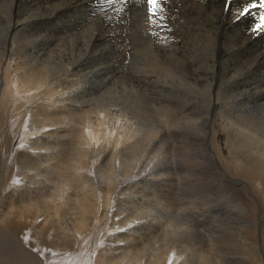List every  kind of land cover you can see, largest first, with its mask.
Listing matches in <instances>:
<instances>
[{"label": "bare ground", "instance_id": "obj_1", "mask_svg": "<svg viewBox=\"0 0 264 264\" xmlns=\"http://www.w3.org/2000/svg\"><path fill=\"white\" fill-rule=\"evenodd\" d=\"M26 1L25 14L20 12L14 16L15 0H0V188L5 187V190L9 189L13 194L7 201L0 202V237L16 239L15 244H19L18 247L13 246L10 251H0V264H69V262L70 264H81V260L70 258L67 254L65 258L59 260L52 258L59 253V249H64V253L69 249L72 250L77 237H89L94 229L103 223L110 224L111 235L106 234L107 236L104 237L106 245L101 247L99 257L88 261L87 264H167L170 259L166 260V252L173 250L174 242L179 243V240L162 242L160 246L155 243L157 246L153 247L154 249L152 248L149 254H146L144 250L143 253L146 255L135 258L134 251L139 248L144 236L139 231L150 229L149 227L154 231L158 227L141 226L139 223L129 222L128 217L126 219L123 217L115 223L114 218L121 217L126 212V209L120 207V211L116 208L117 211L113 213L112 220L109 214L112 199H115L118 206L119 201L122 200L120 196L126 194L125 192L128 191L126 187L129 185L138 190L142 189L140 184L144 183L147 188L151 187L155 195L157 188L165 187L164 178L166 177H158L163 172L160 167L162 168L164 164H158L156 157L175 156L176 153L187 155L186 181L192 184L191 188L209 186L211 188L218 184L223 188L237 189L234 190L235 193L248 204L253 218L256 214L252 225L258 230V236L261 239L259 249L257 247L261 250V254L258 257L255 252L256 248L251 249L255 254L252 262L253 264H264V84L258 81L259 78L251 83L241 71V74L236 72L230 78L226 76L217 81L219 75L217 66H219L221 56L218 57V61L213 62L211 67L206 60V58L213 59L217 49L220 53L225 51L226 56L228 50L232 49V52L239 53L243 48L247 49L250 38L231 44V48H227V51L224 47V49L220 47L221 43L217 42L216 45L214 43L217 30L215 26H225L231 32L226 30L224 34H233V30L242 25L241 20L236 21L237 17H249L258 13L257 11L262 12L264 0H253L254 2L250 4L251 8L244 9L247 13L245 15H241V12L238 14V10L235 11L237 14L234 13L230 7L231 2L211 0L214 11L223 14L220 20L211 24L205 23L204 20L210 17L211 7L208 12L204 10L206 7L204 2H195L198 3L200 9L196 12L194 23L192 21L194 24L193 37L187 39L193 46H196L187 51V65H190L193 76H190V69L187 65V70L186 66L181 69L177 65L172 59L174 53L169 48L164 50L163 47L166 45L163 44L161 50L164 51H159V49L152 52L151 70L134 69L135 72H133L131 68H127L130 77L127 76L126 71L121 72L117 69L119 61L125 55H116L115 61L108 58L105 61L102 56H97L99 46L96 44L91 48L92 52H89L88 48L91 47L93 34H88V36L85 33L91 32L96 25L93 20L85 23L88 25L92 22L87 29L82 28L83 32L80 30L83 24L76 28L73 26L71 29H68V26L65 27V34L59 36L58 40L44 35V30L39 28L33 40L30 32L35 30L36 24L40 25L45 22L47 16L45 18L46 13L42 11L49 9L48 5L47 7L42 6L38 3L39 1ZM85 4L79 0L56 3L55 7L50 6V10L55 11L49 14L58 16L59 12L63 11L71 17V14H78ZM4 6H6V14L3 13ZM137 11L135 10L136 13ZM50 17L53 18V16ZM257 17L260 16H256V19ZM143 19L146 21V18ZM260 19L264 22L261 17ZM137 21L136 24H138ZM74 29L80 31L75 32ZM164 32H166L165 29ZM160 34L163 33L160 32ZM160 36L158 37L161 38ZM86 38L87 40H84ZM55 41L64 43L60 46L62 50H55L58 47L53 48ZM67 43L77 44L80 54H77V58L74 56L76 59H71L70 56L74 55L71 54L72 51L70 54L66 53L69 52L64 48ZM122 44L120 43L121 46ZM135 44L137 43L134 42L132 45ZM149 45L152 44L148 43L147 46ZM84 48L86 51L82 52ZM246 49L242 50L241 55L251 50V48ZM125 50L124 52L127 53ZM146 51L150 52V50ZM113 52L110 53L113 54ZM138 52L139 50L137 54ZM263 52L259 51L261 54ZM224 53L223 56H225ZM263 55L259 58L255 57L259 60L257 59L256 63H250L252 68L263 60ZM65 58L68 59L67 63H65ZM220 62L219 64H222ZM238 62L241 63V61ZM114 71L118 73L114 74ZM182 72L190 78L189 76L183 77ZM142 73L145 74L143 78L134 76ZM215 82L216 86L219 84L217 87H215ZM234 84H238V91L234 88ZM151 87H154L152 95H159L157 98L151 95V90L148 89ZM248 93L250 96L254 95V99L248 97ZM148 111L150 115L147 114ZM147 115L150 116V120L152 119L150 122L153 124H144L148 121ZM140 117L142 120L139 122ZM228 119H233L235 123L231 129L228 127L229 124L227 125ZM49 127L54 128L46 130ZM171 135L179 138H177L180 140L178 144L177 141L170 140ZM46 150L49 153L43 154L42 152ZM6 153L9 154L6 160L12 159L21 168L26 164H31V167L42 166L39 160L44 161V158L58 159L56 164L58 175H55L56 178L59 176L58 184L66 182L71 186L75 193L73 191L70 195L76 199L65 200L61 196L63 200L60 203L49 204L48 208H40L37 204L30 202L29 197L25 198L22 194L15 196L16 194L13 193L15 183L12 186L7 184L8 180H12L13 172L10 171L11 164H8L10 161L7 162L2 157ZM91 160H93L91 168L85 171ZM135 171H138L139 175H134ZM147 172H149L148 175L142 176ZM86 173L88 178L90 176V182L88 178L83 181ZM108 174L112 175L108 176ZM63 192L65 193V190ZM51 205H55L52 210ZM43 216L44 220L38 223V219ZM137 217H140L139 213ZM62 220L67 223L66 226L71 228V232L64 231L63 226L60 229L59 225ZM215 233L219 235L214 240L210 239L209 246H216V249H220L218 254L220 264L236 263L234 255L239 250L235 244L236 237L225 230ZM198 234H201L198 240L204 241L202 231ZM69 237L73 238L72 243L68 241ZM192 237L187 231V239H190L191 243ZM20 247L25 249V253L18 250ZM46 247H48L47 251H45ZM67 247H69L68 251H65ZM175 254L172 264H193L191 259H183L182 253L176 252ZM204 254L199 253L197 264H211V258H206Z\"/></svg>", "mask_w": 264, "mask_h": 264}, {"label": "rangeland", "instance_id": "obj_2", "mask_svg": "<svg viewBox=\"0 0 264 264\" xmlns=\"http://www.w3.org/2000/svg\"><path fill=\"white\" fill-rule=\"evenodd\" d=\"M52 1L53 0H43V1L42 0H36V2H38L42 6L48 5V7L47 6L46 7L49 10L45 11L43 9L44 11H42V12L44 14L46 13V15L44 17L46 18V16H47V18H46L44 23H42L40 25L36 24L37 27L35 26V30L30 32V35H32V39L34 40L36 38L35 37L37 35L36 31H37V29L41 28V30L42 29L44 30V33H45L44 35H47L49 37H54L56 40H58L59 36L65 34V32H64L65 27L68 26L67 28L71 29V28H73V26L76 28L77 26L83 24V26L80 29L81 32H83L85 29L90 27L92 24V22H90V24H88L90 26H88L85 23L89 20H91V21L93 20L96 22V25L93 28L95 30L92 29L91 32H94V33H91V32L85 33L86 35L93 34V41L91 42V47L89 46V48H88L89 52H92L91 48L96 44L97 46H99V54H97V56H100V57L102 56L103 58H105V61L107 58L112 59V61H115L117 58L116 55H122V56L125 55V57H123V59H121L119 61L120 64L118 63L117 69L121 72L126 71L125 73L127 74L128 77H130L131 75L128 74L129 72H127V68H131V70L133 72H135V70H137V69L150 71L152 68L150 66V63L152 60V52H154V51L156 52L159 49H160L159 51H164V50H168V48H169V50H171L174 53V56L172 57V59L175 60V62L177 63V65L181 69H183L187 65V51L189 48L196 47V46H193L187 40L188 38L193 37L192 29H193L194 24H192V21L195 20L196 12H197V10L200 9L198 6V3H195V2H197V1L204 2L206 4V7L204 8V10L205 11L207 10L208 12H209L210 7H211L210 17L208 18V20L204 19L205 23L207 22V24L217 22V20H220V18H221L220 16L223 15L221 13L214 11L213 5L210 3L211 0H169V3L167 4V6L165 8V12L163 14L164 18L160 19L159 17H157V18H155V20H156L155 23H149L147 20L148 5L146 3V0H127L126 3H125V0H114V2H112V3H109L108 0H95V1L94 0H79V2H83L86 4H85V6H83L82 9L79 10L78 14H71V17H69L70 14L68 15V14H65L63 11H60L59 15L55 16V14L51 15L55 10L52 12V10H50L51 9L50 6L55 7L56 5H54V4H56V3L71 2L72 0H54L53 2ZM77 1L78 0H73V2H77ZM99 1H100V3H99ZM226 1L228 3V0H226ZM254 1H256V0H254ZM254 1L253 0H237V1L231 0L230 7L234 13L237 14V12H238V14H239L242 11V8H243V10L251 8L250 4H252V2H254ZM247 2H249V3H247ZM25 3H27L26 0H20V1L15 0V4H14V8H13V9H15L13 11L14 16H17L20 12L22 14H25V10H27V4H25ZM238 3L242 4V6ZM195 4H197V5H195ZM235 5H237V6H235ZM243 6H245V7L247 6V7L245 8ZM46 7H44V8H46ZM193 7H195L196 10ZM10 9L11 8H9V10ZM140 9L142 11H137ZM135 10L137 11V13L139 15L135 12ZM253 10H254V8H253ZM235 11H237V12H235ZM254 11H256V10H254ZM257 12L258 13L260 12V13L259 14L254 13V14H252V16H249V17H243V16L237 17L236 21L241 20L242 25L241 26L239 25V28H237L236 30H233L236 35L234 33L233 34L231 33L232 35L231 34H224L227 30L225 26H223V27L222 26H215L217 28V30L215 32L216 41L214 43L216 45H217V42H218V44L221 43L220 47H222V49H224V48H225V50L227 48L230 49L231 44H233L235 42L243 41L246 38H250V42L247 46V49L243 48L242 50L243 51L245 49L249 50L251 48L250 52L247 51L248 53L246 52L245 54H242L243 56L241 55V53L243 52L242 50L239 53L232 52V49L228 50V51L226 50L227 56L224 53L225 51L223 52L225 54V56H223V53H220L219 50L217 49L218 54L216 53L213 59L206 58L209 66L211 67L213 62L218 61V57L221 56L220 57L221 59L219 60V62L221 61L220 63H222V64H219V62H218L219 66H217V69L219 70V71L217 70V73L219 74L218 75L219 78L217 77V81H220L221 78H224L226 76H228L230 78L232 76V74H235L236 72L240 73V74L242 72L244 74V76L248 79V81H250L251 83L255 82V80H257L259 78L258 81H260L261 83L264 84V58H262L263 60L260 61L256 66H254L255 68L254 67L252 68L250 65L251 62L256 63L259 60L258 58L264 54V52H263V54L259 53V51H261V50L264 51V32L255 31V33H254V29L258 28L262 23L260 17L264 18V9L262 10V12L261 11H257ZM3 13L4 14L7 13L6 12V6H4V8H3ZM49 13H51V14H49ZM212 13H213V15H211ZM144 15L146 17H144ZM2 16H4V15L2 14ZM50 16H53V18ZM54 16H55V18H54ZM64 16H66V17L64 18ZM97 16L100 18H98ZM256 16H260V17H257V19H256ZM68 18H69V20H68ZM143 18H146V21ZM56 20H57V22H56ZM139 20H140V23H139ZM223 20H224V16H223ZM136 21L138 22V24H136ZM66 22H68V23H66ZM193 23H194V21H193ZM62 25H65V26H62ZM162 25H167V27H163ZM172 27H174V28H172ZM164 29L166 32H164ZM172 29H174L175 31ZM224 29H225V31H224ZM248 29L251 31H249ZM80 30H75V32H79ZM161 30H163V31H161ZM160 32L163 34H160ZM227 32H231V31L227 30ZM250 33L251 34L254 33V34L251 35ZM132 35H134L133 36L135 38L134 40H133ZM157 35L158 36L161 35L160 36L161 38H159ZM150 37H152V38H150ZM166 37H167V39H166ZM182 37H185V38L182 39ZM220 37L222 39H220ZM95 38H97V39H95ZM164 39H166L165 42H162V41H164ZM223 39L225 41L226 40L227 41L224 42ZM84 40H87V38ZM186 40H187V43L185 44L184 42ZM235 40H237V41H235ZM228 41H229V43L227 44ZM122 42H123V44H122ZM134 42L137 44L132 45V44H134ZM114 43H115V46H114ZM120 43L122 44V46L120 45ZM148 43L149 44L151 43L152 45L147 46ZM158 43H160V44H158ZM62 44H64V43H60L59 41H55L53 48L58 47L55 50H62L60 47ZM163 44L166 46L163 47L164 46ZM222 44H224V45L222 46ZM241 44H238V45H241ZM102 45H104V46H102ZM113 46L115 49L114 52H113ZM159 46H160V48H159ZM250 46H252V47H250ZM104 47H105V49H104ZM109 47L110 48L112 47V48L110 49ZM125 47H127L126 50H125ZM162 47L165 49L161 50V49H163ZM64 48H66L67 51H69L66 53L70 54V52L72 51L71 54H74L73 56H70L71 59H76L78 56L77 54H80V53H78L79 51L77 49V44L75 45V43H67ZM100 48H101V50H100ZM131 48H133V49H131ZM136 48L137 49L139 48L138 54H137L138 50ZM197 48H199V47H197ZM66 49H64V50H66ZM105 50H106V52H104ZM124 50L127 53H125ZM142 50H144V51H142ZM146 50H150V52H147ZM85 51H86V48H84L82 50V52H85ZM116 51H118V52H116ZM75 52H76V54H75ZM110 52L111 53L113 52V54H111ZM121 52H123L124 54H122ZM229 52H231V53L229 54ZM105 53H107L108 55ZM74 56L76 58H74ZM114 56H116V57H114ZM153 56H154V53H153ZM255 57H258V58H255ZM263 57H264V55H263ZM67 58L69 59V57H67ZM67 58H65L66 59L65 63L68 62ZM124 58H125V60H124ZM238 61H241V63ZM248 61H250V62H248ZM121 63H123V64H121ZM236 63H237V65H235ZM187 66L190 69V76H193V71H191L192 69L190 68V65L188 64ZM187 66L185 67L186 70H187ZM228 66H230V67H228ZM117 69H114V70H117ZM220 70H222V71H220ZM116 72L118 73V71H114V74H117ZM130 74H133V73H130ZM182 74H183V72H182ZM144 75L145 74L142 73L138 76H137V74L134 76H136L138 78H143ZM187 76H189V75L183 74V77H187ZM190 76H189V78H190ZM241 77H243V75ZM250 82H248V83H250ZM216 84L217 83L215 82V87H217L219 85L218 84L216 86ZM149 85L152 86V84H149ZM237 85L238 84H234V88H236V90H237ZM153 88L154 87L148 88L151 90L150 91L151 95L153 92ZM186 90H187V88H186ZM152 96H153V98L154 97L157 98L159 95L154 94ZM247 96L254 99V95L250 96V94L248 93ZM183 99H186V98H183ZM159 102H160V100H159ZM147 114L150 115V112L148 111ZM141 118L142 117L139 118V122L142 120ZM150 121H152V119L150 120V116H148V121L145 123H144V121H142V122L144 124H150L151 123ZM227 121H229V123H227V125L229 124L228 127H230V129H231L232 128L231 126H233L235 124L233 122L234 120L228 119ZM151 124H153V122ZM179 127H180V124H179ZM53 128L54 127H49L46 130L53 129ZM34 137H33V139H36ZM177 138H178L177 136L171 135L170 140H172L173 142L177 141V144H178V141H180V140H178L179 138L178 139ZM91 146H93V145H91ZM42 153L48 154L49 151L46 150V151H43ZM165 156L166 155H164L162 157H156V160H157L158 164H161V163L164 164V166L162 168L160 167V169H162L163 172H161L160 175H158V177L159 178H161L162 176L166 177V178L162 177L165 180V187L167 186L166 188L165 187L157 188L156 189L157 193L155 195L152 193L153 191H152L151 187L147 188L144 183H141V181L143 182V180H141L140 185L142 186V189L137 190L135 187L131 188L132 185L131 186L129 185L128 187H126V189L128 191L126 190L127 191V192H125L126 194H122L120 196V199H122V200L119 201L118 206H117V202H115L114 198L111 201V210H110V214H109L110 220H112L113 213L116 212L117 209L119 210V207L121 209H126V212L121 217H119L118 220H117V217L114 218L115 223H118L119 220H121L123 217H125L124 219H126L128 217L129 222L131 221L132 223H136V224L139 223L141 226H143V225L153 226L154 225V226L158 227L157 229H154V231L151 227H149L150 229L146 228V229L139 231V233L140 234L142 233V236L143 235L144 236L142 238L143 241H141V244L139 246L140 249L137 248L136 249L137 251L136 250L134 251V254L136 255L135 258H138L142 255L149 254L154 249L153 247H155L157 245L160 246V244L162 242L164 243L167 241H171L173 239H177V240H179V243L174 242V244H175L174 249L173 250L171 249L170 251L166 252V260L170 259L167 261V264H172L173 259H175V255H176L175 253L176 252L182 253V255H184V256H181L183 259L184 258H186V259L189 258V260L191 259L193 264L198 263L197 258L199 257L200 252L203 254L205 253L204 255L206 256V258H211V261H210L211 264H220L219 257H218L220 249H216V246L215 247L209 246V243L211 240H214L219 235L215 232H218L220 230H225L227 233H231L234 237H236V239H235L236 243L235 244L237 245L236 247H238V249H239L238 251H236L238 253L237 254L235 253V255H234V259L237 260V262L233 263V264H253L252 259L255 257V254H254L255 248H256L255 252L257 253V256L259 257V255L261 254V250H258L261 239L258 236V230L254 229L253 225H252V223L254 222V219H256V214H255V218H253L251 209H249L248 204L246 202H244L239 197V195H237L235 193L234 190H237V189H235V188L231 189V187L223 188V187H220L218 184H216L215 186H211L212 189L210 188V186L206 187V188L199 187V188L193 189L190 187V186H192V184H188V182L186 181V179H187V174H186L187 173V169H186L187 168V160H186L187 155L185 156L184 154L180 155V153H176L175 156H169V157L166 156V158H165ZM2 157L6 160L9 157V154L6 153ZM164 158H165V161H163ZM190 159L192 160V158H190ZM43 160L44 161L39 160L40 161L39 163H41L42 166L31 167V164H26L25 167H22V168L19 164L13 162L12 159L6 160L7 162L10 161L8 164H11L10 171L13 172L12 180H8L7 184H11V186H12V184L15 183V190H14L15 192L13 191V193H15L16 195L15 194L14 195L17 196V194L18 195L22 194V195H24L25 198L29 197V199H30L29 201L30 202L32 201V203H34V204H37L38 207H40V208H45V207L48 208L49 204L60 203L63 200V198L61 196H63L65 198V200L76 199V197L70 195L71 192L74 191V189L72 190L71 186H69L66 182H61L60 184H58L59 176H58V178H56V176H55L57 174L56 164H57L58 159H54V158L52 159L51 158L49 160V159L44 158ZM91 162H93V160H91L90 163L87 165L88 167L85 169V171L89 167L91 168ZM166 162H167V164H166ZM191 162H194V161H191ZM165 170H167V171H165ZM183 170H184V172H183ZM137 172L138 171H135L136 174L134 173V175H139V173H137ZM149 172H147V174L144 173V175L142 174V176L148 175ZM87 173H89V171ZM162 173H164V174H162ZM86 174H84V176H83L85 178L83 181H85L88 178V174L87 175ZM172 174H173V176H172ZM77 175H78V173L76 174V176ZM110 175H112V174H108V176H110ZM88 181L90 182V176L88 178ZM171 186H174V187H171ZM57 188H58V190H56ZM143 188H147L148 190L147 189L145 190ZM6 189H8V188L6 187ZM63 190H65V193L63 192ZM188 190H189V192H187ZM55 191H57V192H55ZM10 192L11 191L9 189H8V191L5 190V187H4V189L0 188V200H1L0 202L7 201L8 198L10 197V195H13ZM51 192H53V193H51ZM132 192H134V193H132ZM74 193H75V191H74ZM132 195H134V196H132ZM128 196H130V198ZM147 198H150V200L149 199L147 200ZM125 199H127V200H125ZM121 202H122V204H121ZM126 202L128 204H126ZM126 205H127V207H126ZM130 206H131V208H130ZM52 207L54 208L55 205H51V210L53 209ZM178 207H179V209H178ZM226 208L228 211L226 210ZM138 213L140 214V217H137ZM259 216L261 217V215H259ZM259 216H257L258 219H260ZM222 219H224V220H222ZM43 220H44V216L38 219V223H41ZM248 220L249 221L251 220V221L249 222ZM66 225H67V223L64 220H62L61 225H59V226H61L60 229L64 227L63 228L64 231L71 232V228L69 226H66ZM216 228H217V230H216ZM187 231L193 236L192 237V243H191L190 239H187ZM199 231H202V234H204L203 235L204 237L202 238L204 241L198 240V238H199L198 236L201 235V234H198ZM106 234L111 235L110 224L103 223L100 226L96 227L94 229V231L89 235V237L88 236H85L83 238H81V236L77 237V240L74 242V246H73L74 248L72 250L69 249V251H68L67 249L69 247H67L65 249V251L67 250L68 252L64 253V249L61 248L62 250L59 249L58 251H59V253L62 251L61 254H63V253L64 254L61 255L59 253H56L57 255L53 256L52 259L59 260V259L65 258V256L68 255L70 258H76L77 260H81L82 261L81 264H87L88 261H91L95 257H99L98 254L101 252V247L106 245V243L104 241V237L107 236ZM195 235H197L196 236L197 238H195ZM211 235H212V237H211ZM237 238H239V239H237ZM62 239H64V238H62ZM195 239H197V240H195ZM193 240H195V241H193ZM68 241L70 243H72L73 238L69 237ZM196 241H197V243H196ZM237 241H238V243H237ZM15 242H16V239H12V238L4 239L3 237L2 238L0 237V248L3 245H5V247L3 246L4 249L2 248V249H0V251H6V250L10 251V249L13 246L18 247L19 244H15ZM200 242H202L201 245H200ZM155 243H157V245ZM253 243H254V245H253ZM217 247L219 248V245ZM257 247H258V249H257ZM47 248L48 247L45 248V251H47ZM179 248L182 249L183 251H181ZM251 249H254V250H251ZM18 250H21L23 253H25V251H24L25 249L23 250L21 247ZM144 250H146L145 251L146 254L143 253ZM241 250L244 253H242ZM191 251L194 253H192ZM195 252H197V253L195 254ZM250 256H252V257L250 258ZM248 258H250V259L248 260ZM36 262H38V260ZM69 264H70V262H69Z\"/></svg>", "mask_w": 264, "mask_h": 264}, {"label": "snow or ice", "instance_id": "obj_3", "mask_svg": "<svg viewBox=\"0 0 264 264\" xmlns=\"http://www.w3.org/2000/svg\"><path fill=\"white\" fill-rule=\"evenodd\" d=\"M109 3L114 2V0H108ZM127 2V0H125V3ZM228 2L230 3L231 0H228ZM146 3L148 5V15H147V20L149 23H155L156 20L155 18L159 17L160 19H163V14L165 12V8L167 6V4L169 3V0H146ZM247 14L245 10L241 11V15H245ZM262 20H264V18H262ZM163 27H167V25H162ZM254 31H262L264 32V22L261 23V25L254 29ZM119 219V217H117V220ZM129 227H131V225H129ZM121 231H123L124 229H120Z\"/></svg>", "mask_w": 264, "mask_h": 264}]
</instances>
